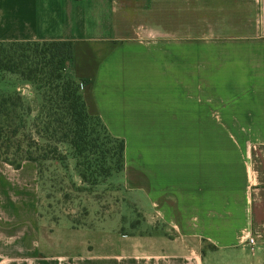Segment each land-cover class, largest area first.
Masks as SVG:
<instances>
[{
    "label": "crops",
    "instance_id": "crops-1",
    "mask_svg": "<svg viewBox=\"0 0 264 264\" xmlns=\"http://www.w3.org/2000/svg\"><path fill=\"white\" fill-rule=\"evenodd\" d=\"M11 40L73 41L66 74L91 115L131 127L133 189L165 206L172 234L104 237L99 264H264V0H0ZM189 125L197 133L148 132ZM36 174L0 161L2 258L14 229L38 256Z\"/></svg>",
    "mask_w": 264,
    "mask_h": 264
},
{
    "label": "rangeland",
    "instance_id": "rangeland-1",
    "mask_svg": "<svg viewBox=\"0 0 264 264\" xmlns=\"http://www.w3.org/2000/svg\"><path fill=\"white\" fill-rule=\"evenodd\" d=\"M28 83L29 85L26 86L24 82L16 80L10 74L0 73V94L13 91L22 95V108L25 110V121L29 127L40 102V90L35 84ZM107 128L111 134L122 138L125 142L123 169L113 172L95 185H90L80 178L71 149L67 145H62L61 150L65 152V159L46 161L41 165L39 172L36 165L38 218L39 223L45 226L40 228L34 237L39 245L38 256L23 253L25 248L32 250L34 244L29 242V247H24L25 244L21 243V239L24 241L23 236L26 231L20 232L19 229H14L17 236L13 237L15 241L13 253L3 255L5 257H0V261L16 264L57 261L84 264L92 261L94 264H99L104 237L111 239L112 235L117 236L118 233L126 236L139 233H173L169 222L164 220L165 206L142 205L140 203L143 202L142 196L133 189L132 170L136 142L132 140L135 135L129 131L131 127ZM211 128L206 127V130ZM121 129L128 131L123 133ZM221 129L223 133L226 132L224 128ZM148 132L169 136L180 133L192 135L197 133V129L190 125L156 126L149 127ZM165 148L163 146L162 149ZM144 193L147 199H150V194H154L155 191L146 190ZM157 209L160 211L158 212ZM31 224L33 228L34 222L29 224L30 228ZM69 224L76 228L86 227L89 230L77 231L64 227Z\"/></svg>",
    "mask_w": 264,
    "mask_h": 264
},
{
    "label": "trees",
    "instance_id": "trees-1",
    "mask_svg": "<svg viewBox=\"0 0 264 264\" xmlns=\"http://www.w3.org/2000/svg\"><path fill=\"white\" fill-rule=\"evenodd\" d=\"M73 59L71 40L0 41V73L35 84L40 102L29 127L22 95L0 94V161L19 168L32 161L66 158L67 145L83 182L95 185L124 167L125 142L91 115L82 97V80L66 74Z\"/></svg>",
    "mask_w": 264,
    "mask_h": 264
},
{
    "label": "built area",
    "instance_id": "built-area-1",
    "mask_svg": "<svg viewBox=\"0 0 264 264\" xmlns=\"http://www.w3.org/2000/svg\"><path fill=\"white\" fill-rule=\"evenodd\" d=\"M246 243H248L250 248L252 249L253 248V244H254V238L252 236H248L246 238Z\"/></svg>",
    "mask_w": 264,
    "mask_h": 264
}]
</instances>
